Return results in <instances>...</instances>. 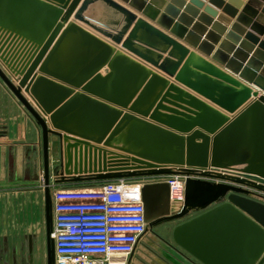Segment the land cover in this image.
I'll return each instance as SVG.
<instances>
[{
	"label": "water",
	"instance_id": "1",
	"mask_svg": "<svg viewBox=\"0 0 264 264\" xmlns=\"http://www.w3.org/2000/svg\"><path fill=\"white\" fill-rule=\"evenodd\" d=\"M0 80L41 130L47 264L55 186L174 176L177 214L142 190L150 229L204 212L188 255L264 264V0H0Z\"/></svg>",
	"mask_w": 264,
	"mask_h": 264
},
{
	"label": "built area",
	"instance_id": "2",
	"mask_svg": "<svg viewBox=\"0 0 264 264\" xmlns=\"http://www.w3.org/2000/svg\"><path fill=\"white\" fill-rule=\"evenodd\" d=\"M181 176L109 182L96 189L53 188L56 264H108L113 256L129 257L147 233L142 190L145 184L167 183L171 205L185 199Z\"/></svg>",
	"mask_w": 264,
	"mask_h": 264
},
{
	"label": "crops",
	"instance_id": "3",
	"mask_svg": "<svg viewBox=\"0 0 264 264\" xmlns=\"http://www.w3.org/2000/svg\"><path fill=\"white\" fill-rule=\"evenodd\" d=\"M53 159L52 152V163ZM40 173H44L41 130L19 101L7 89H0V242L8 238L13 214L26 206L27 193L34 192L35 187L31 186L38 181ZM109 182L58 187L61 190H89ZM0 256L2 263L1 253ZM124 257L126 259L121 260L126 262L127 257ZM194 264L197 263L194 261Z\"/></svg>",
	"mask_w": 264,
	"mask_h": 264
},
{
	"label": "rangeland",
	"instance_id": "4",
	"mask_svg": "<svg viewBox=\"0 0 264 264\" xmlns=\"http://www.w3.org/2000/svg\"><path fill=\"white\" fill-rule=\"evenodd\" d=\"M0 89L2 91L7 89L1 80ZM52 149L54 155L52 168L55 169L59 165V146L56 138L53 140ZM52 171L54 172L53 169ZM54 179L55 175H53L52 183ZM31 187H35L34 192L27 193V197L25 199L26 206L20 207L19 212H14L10 226V234L8 235L6 241L0 242V253L3 256L2 259L4 261L0 264H47L44 173H40L38 181ZM54 188L61 190L58 186H55ZM74 191L78 190L74 189ZM256 200L264 203V199ZM170 210L171 214H177L180 212V209L175 205H171ZM203 213L204 212L193 213L184 220L162 224L155 227L154 231L160 234L165 241L179 248L180 251L183 252L190 260L192 259L193 262L195 261V263L201 264L192 256L188 255V253H186L179 245H177L174 241L173 233L177 227L189 222ZM145 248L146 245L142 244L139 248V252L143 254ZM125 263L126 262L122 261L117 262L116 264ZM108 264H112V261L110 260Z\"/></svg>",
	"mask_w": 264,
	"mask_h": 264
},
{
	"label": "flooded vegetation",
	"instance_id": "5",
	"mask_svg": "<svg viewBox=\"0 0 264 264\" xmlns=\"http://www.w3.org/2000/svg\"><path fill=\"white\" fill-rule=\"evenodd\" d=\"M154 229L148 227L147 233L135 252L127 257L125 264H194L192 259L190 260L179 248L165 241ZM142 244L146 245L143 254L139 252Z\"/></svg>",
	"mask_w": 264,
	"mask_h": 264
},
{
	"label": "bare ground",
	"instance_id": "6",
	"mask_svg": "<svg viewBox=\"0 0 264 264\" xmlns=\"http://www.w3.org/2000/svg\"><path fill=\"white\" fill-rule=\"evenodd\" d=\"M184 204V203H183ZM122 259H126L124 256H114L111 261H112V264H116L117 262H122L123 260ZM119 259V260H118ZM124 262V261H123Z\"/></svg>",
	"mask_w": 264,
	"mask_h": 264
}]
</instances>
